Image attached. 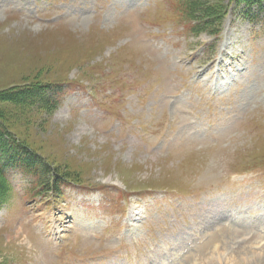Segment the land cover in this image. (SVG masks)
<instances>
[{
	"label": "rangeland",
	"instance_id": "374dc122",
	"mask_svg": "<svg viewBox=\"0 0 264 264\" xmlns=\"http://www.w3.org/2000/svg\"><path fill=\"white\" fill-rule=\"evenodd\" d=\"M203 1L218 36L180 0H0L2 118L66 181L11 174L0 264H264V15ZM37 81L55 112L8 99Z\"/></svg>",
	"mask_w": 264,
	"mask_h": 264
},
{
	"label": "trees",
	"instance_id": "16d2710c",
	"mask_svg": "<svg viewBox=\"0 0 264 264\" xmlns=\"http://www.w3.org/2000/svg\"><path fill=\"white\" fill-rule=\"evenodd\" d=\"M230 1L243 5L244 13L250 19L257 18L262 13L264 15V0ZM229 5L230 3L224 4L223 1L211 4L203 0H180L177 10L193 22L192 27L188 28L189 32H210L218 36ZM26 85L9 93L8 99L37 110L56 111L60 103V85L54 81H37ZM15 171L23 176L30 174L31 178L34 177L36 181L33 184L37 188H43L39 193L47 189V192L60 194L61 185L66 183L63 180L65 174L58 172L56 166H51L42 153L23 140L2 118L0 111V207L8 202L14 192L11 174Z\"/></svg>",
	"mask_w": 264,
	"mask_h": 264
},
{
	"label": "bare ground",
	"instance_id": "6f19581e",
	"mask_svg": "<svg viewBox=\"0 0 264 264\" xmlns=\"http://www.w3.org/2000/svg\"><path fill=\"white\" fill-rule=\"evenodd\" d=\"M247 242V241H246ZM262 255V254H261ZM258 259V258H257ZM257 263V262H256ZM262 264V263H261Z\"/></svg>",
	"mask_w": 264,
	"mask_h": 264
}]
</instances>
